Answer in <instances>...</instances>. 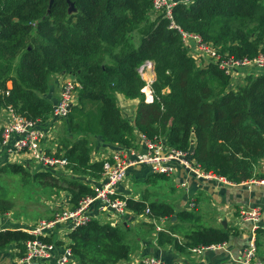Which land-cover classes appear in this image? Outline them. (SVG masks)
Returning a JSON list of instances; mask_svg holds the SVG:
<instances>
[{
  "label": "trees",
  "instance_id": "16d2710c",
  "mask_svg": "<svg viewBox=\"0 0 264 264\" xmlns=\"http://www.w3.org/2000/svg\"><path fill=\"white\" fill-rule=\"evenodd\" d=\"M153 8L152 0H0V106H12L42 125L56 122L52 114L59 100L49 96L53 78L70 74L80 85L77 105L61 121L76 140L64 139L58 152L65 151L74 175L60 187L72 196V209L95 195L85 179H100L103 173L102 161L91 162L93 137L99 145L129 148L139 131L150 141L194 152L204 170L236 184L256 177L255 167L264 158V75L249 74L244 85L232 90L231 77L220 68L228 59L264 55V0H193L174 7V24L220 54L221 61L206 68L197 65L169 19L153 18ZM147 62L154 64L152 103L146 102L142 90L147 83L139 73ZM118 94L138 100L134 124L123 116ZM0 173L21 176L25 185H56L50 184L56 181L52 171L32 174L8 164ZM127 204L137 216L149 208L151 218L171 222L168 231L158 233L161 246L170 243L186 252L232 238L231 229L203 225L196 211L148 198H127ZM11 208L0 197V215ZM143 225L154 230L149 222ZM131 230L98 220L74 229L68 235L70 264L129 262ZM33 239L19 229L0 231V251L15 245L21 257ZM44 241L55 242V237Z\"/></svg>",
  "mask_w": 264,
  "mask_h": 264
},
{
  "label": "built area",
  "instance_id": "2783aa9c",
  "mask_svg": "<svg viewBox=\"0 0 264 264\" xmlns=\"http://www.w3.org/2000/svg\"><path fill=\"white\" fill-rule=\"evenodd\" d=\"M153 18L158 19L161 16L171 21V28L178 29L183 37L185 47L189 48L190 55L196 60L200 68H206L211 63L221 61V56L211 44L204 43L199 35L187 34L174 24L173 9L179 3H191L190 0H152ZM153 67L152 62H147L139 69L140 75L145 80ZM220 68L232 79L230 88H233V82L240 78V71L246 70L247 75H257V71L264 74V55L259 54L253 59H228L220 62ZM246 75V76H247ZM64 82L61 84V94L58 103L54 106L52 114L54 120L61 123L62 119L67 118L71 109L78 103V91L80 85L74 76L70 74H59ZM245 74L243 73L242 77ZM146 81V80H145ZM154 80L146 81V86L142 90L146 102L152 103L154 95L151 85ZM50 130V129H49ZM54 139L52 131L48 132L40 129V122L25 118L19 114L14 107L0 106V150L17 158L16 164L20 166L23 160L30 171H65L67 175L73 174L70 169V161L65 156V151L58 152L47 149L43 145L45 139ZM194 152L183 151L170 148L163 141L153 142L148 140L139 132V145L135 141L134 146L124 147L117 150H108L103 156V173L101 183L93 189L95 195L86 196L75 209H62L58 211L52 219H44L37 222L30 229H24L35 239L25 243V252L23 256L18 257L20 264H70L73 262V253L70 247L69 233L61 231L60 227L67 225L70 232L74 229L90 223L92 220H103L104 223H112L118 227L123 223V217L130 212L127 204V198L119 197V187L126 181L128 172L135 167L145 166L151 175H163L172 178L181 170L195 178L203 184L213 185L215 187L226 186H246L249 189L253 187H264V176L254 177L247 182L238 185L230 182L227 178L219 176L213 172L204 170L194 159ZM70 172V173H69ZM182 186H186L183 184ZM194 206V204H192ZM240 220L252 224V237L242 253L222 264H264L258 255L256 240L257 224L263 217V211L260 208H240L236 211ZM146 222L158 223L166 219H153L150 217V210L145 211L143 216ZM103 224V223H102ZM118 225V226H117ZM59 227V228H58ZM162 231L161 227H157ZM161 228V229H160ZM56 237L55 242L62 241V251L56 256L57 245L55 242H45V239ZM227 251V242L213 244L209 246H199L189 249L193 256H201L207 251ZM19 251V250H18ZM137 264H164V262L153 256H147L138 261Z\"/></svg>",
  "mask_w": 264,
  "mask_h": 264
},
{
  "label": "crops",
  "instance_id": "0c3cea01",
  "mask_svg": "<svg viewBox=\"0 0 264 264\" xmlns=\"http://www.w3.org/2000/svg\"><path fill=\"white\" fill-rule=\"evenodd\" d=\"M190 1L192 2L193 0ZM245 71L246 70L240 71L241 76L240 78L235 80V82H233L234 85L233 88L237 87L238 85H244L246 83L244 78L247 75V73ZM243 73L245 74L244 77H242ZM256 73L258 76L262 75V71H257ZM64 81L63 79H61L59 75H56L53 78L52 89L49 95L53 101L57 102L59 100L61 94V84ZM117 98L118 100L121 101V103L123 102L124 105L131 110L133 109L134 105H135V109H136V105H138V103L136 104L132 103L135 102V100H129L125 98L123 95L118 94ZM57 124L58 122H54L50 119L43 125L40 122V129L43 131L48 130V132L52 131L54 135V139L53 140H51L50 138L45 139L43 141V145L47 149H52L58 152L59 150L63 149L61 143L64 139L70 137L72 140H76L75 138L76 136L70 135L62 122L59 128H56ZM132 124L134 123L132 122ZM135 134H136L137 144L139 145V131H136ZM90 140H91L90 145L92 144L90 158H91V162L93 163L99 161L101 162L103 156L108 153V150H117L120 148H124L116 144L99 145L97 143V138L94 137L90 138ZM25 161L26 159L23 160L21 165H24L26 167ZM17 162H18L17 158L10 156L9 154L4 153L3 151L0 150V167L6 166L8 164H16ZM27 170L31 172L29 169ZM255 176L256 177L264 176V158L257 163L255 167ZM165 178L167 180H163L158 177L156 178L152 176L149 170L145 166H138L132 168L128 172L126 181L119 187V191H118L119 197L134 198L136 200L148 198L147 195L141 197L140 194L136 193L134 191L135 185L137 184L154 185L157 183L158 180L166 181V182L168 180L169 181L172 180L175 185V187L173 188L179 187V189L182 188L187 191V196L183 198V201H180V203H178V205L174 207L176 210L191 211L193 209H196L197 212H199L198 214L202 216V214H204L205 212L204 207L206 205H209L208 202H210L213 208L219 210V212H221L220 213L221 215H224V217H221L218 220V222H220L219 224H221L222 226H224V223L226 222L227 228L231 229L232 231L231 232L232 238L230 242H227V251L224 250L207 251L203 255L195 257L192 254H190L189 250H187L186 252H180L175 248L174 245L171 244H166V245L164 244L161 246L158 244V242H156L155 237L153 238L150 236L146 241L143 242H141L142 239H139V244L137 245V249L139 248V245L141 246V248L138 251L136 249L135 253L132 256H139V258L145 257L146 255L153 256L161 259L164 262V264H222L223 262L230 260L231 256H234V258L238 257L242 253L243 249L247 246L248 241L252 237V232H251L252 224L250 222H243L242 220H240V216L236 211H238L240 208L252 209L255 207L261 208V210L263 211V217L261 221L257 224L258 229L256 231L258 255L260 250L264 251V187H253L252 189H249L244 185L240 187L237 186L215 187L213 185L211 186L209 184H203L197 181L195 178L188 175L185 171H181V170H179L174 177L172 178L165 177ZM84 182L88 183V185L94 188L95 186L100 185L101 178L91 179L88 177L85 179ZM183 184H186V186H182ZM71 199L72 196L68 193L67 200L69 201L68 207L70 208H66V209L72 208ZM193 199L197 201V204H195L194 206L190 204ZM150 201L160 202L159 200H153V199ZM61 209H65V208H61ZM224 210H226V212H224ZM15 213L16 212L10 210L5 215H0V231H4L7 229H13V230L30 229L32 226L35 225L34 223L37 222V221L34 222L29 221L27 216L24 219L20 218V215L19 217H16ZM215 214H218V212L216 211ZM121 220H123V223L122 225L119 226L117 225L118 227L126 226L128 228L129 227L137 228L132 226L143 224L145 222L144 217L137 216L131 210L130 212L126 213V216L124 215L123 219ZM176 220H174L173 222H175ZM100 222L103 224L112 225V223H104L103 220H101ZM164 222L165 221H161L160 223L163 225ZM113 223L115 224V222ZM211 227H218V226L212 225ZM60 228L61 231L70 233V227H68L67 225H64ZM180 238L181 236L179 237V239ZM60 251H62V245L61 246L58 245L56 248L57 257L59 256ZM18 257H19L18 248H16L15 245H12L7 250L0 251V264H20L18 262ZM259 257L262 260H264V255L263 256L259 255ZM139 258L137 259L131 258L129 262L123 261L119 264H137L136 261Z\"/></svg>",
  "mask_w": 264,
  "mask_h": 264
},
{
  "label": "rangeland",
  "instance_id": "374dc122",
  "mask_svg": "<svg viewBox=\"0 0 264 264\" xmlns=\"http://www.w3.org/2000/svg\"><path fill=\"white\" fill-rule=\"evenodd\" d=\"M153 67H154V64H153ZM147 72L149 73L144 76L145 80L147 82L154 80L155 73L153 71V68L151 70H148ZM8 85L9 87L12 86L10 83ZM132 103L139 104L138 100H135V102H132ZM118 105L122 111L123 116L127 118L129 121H132L134 123L137 105H136V109L134 105L132 110L127 108L123 102L121 103L120 100H118ZM60 125L61 123H58L56 128H59ZM31 172L32 174L37 173V171H31ZM59 173H62L63 175H60ZM73 176H74L73 174L67 175L65 171L55 172V174H53L52 177L56 181H51V183L49 181V183L51 185L53 183H56V185H52L51 187L49 185L46 186L44 184L39 185L37 183H34L33 181L29 182L28 185H25L22 182L21 176L14 175V174L10 175V174L0 173V186H1L0 187V197L3 201L4 206L12 207L11 210L16 212L15 213L16 217H19L20 215V218L24 219L27 216L29 221L39 222L40 220L49 219L50 217H53L58 211L62 210L61 208H70L68 207L69 201L67 200L68 192L62 190V188L60 187H66L67 185L63 181H65L66 179H72ZM82 179L83 178H81L80 180ZM173 187H175V185L172 180L171 181L168 180L167 182L158 180L157 183L154 185L153 184L152 185L137 184L135 185L134 191L140 194L141 197H144V195H147L149 200H152V199L159 200L160 202L168 203L169 205L175 207L178 205V203H180V201H183L184 197L187 196V191L182 188L179 189V187L178 188H173ZM208 203L209 205H206L204 207L205 212L204 214H202L203 225H206V226L217 225L218 227H221L222 225L219 224L220 222H218V220L221 217H224V215H221L220 214L221 212H219V210L213 208L210 202ZM190 204L195 205L197 204V201L193 199ZM255 208H258V207H255ZM191 211L197 212L196 209H193ZM216 211L218 212V214H215ZM224 212H226V210H224ZM18 213H21V214H18ZM151 224H153L154 226L153 231H150L149 230L150 227H148L147 225L144 226L143 224L132 226V227H137V228H131L132 230L130 231L129 236H128V239L130 240L133 246V249H134L133 254L135 253V250L137 249V245L139 244V239H142L141 242H143V241H146L148 237L151 236L153 238L155 237L156 242H158V233L168 231L171 226V222H168L167 220L164 222L163 225L160 223V221L157 224L156 223H151ZM157 227H161L162 231H159ZM188 227H189L188 225L184 224L185 229H187ZM167 244H170V243H167ZM171 245H174V244H171ZM140 248L141 246L139 245V248L137 249V251ZM132 255H131L132 259L139 258V256H132ZM259 255L263 256L264 251L260 250ZM143 258L144 257L139 258L136 261V263H138V261L141 262V259Z\"/></svg>",
  "mask_w": 264,
  "mask_h": 264
},
{
  "label": "water",
  "instance_id": "95a60500",
  "mask_svg": "<svg viewBox=\"0 0 264 264\" xmlns=\"http://www.w3.org/2000/svg\"><path fill=\"white\" fill-rule=\"evenodd\" d=\"M53 1H54V0H51V3H52ZM68 1H69V0H68ZM71 10H72V11L74 10V5H73V4H71ZM176 219H177V217L174 216L173 219H172V221H174V220H176ZM224 227L227 228V223H226V222L224 223Z\"/></svg>",
  "mask_w": 264,
  "mask_h": 264
}]
</instances>
